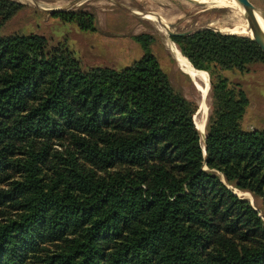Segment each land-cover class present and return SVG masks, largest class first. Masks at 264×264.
Segmentation results:
<instances>
[{
  "label": "trees",
  "instance_id": "16d2710c",
  "mask_svg": "<svg viewBox=\"0 0 264 264\" xmlns=\"http://www.w3.org/2000/svg\"><path fill=\"white\" fill-rule=\"evenodd\" d=\"M20 8L0 0V26ZM54 14L94 29L88 13ZM222 32L169 37L209 79L202 143L151 35L132 36L131 64L83 69L40 34L0 33V264H264V222L233 193L264 210V129L240 126L245 92L211 71L264 53Z\"/></svg>",
  "mask_w": 264,
  "mask_h": 264
},
{
  "label": "rangeland",
  "instance_id": "374dc122",
  "mask_svg": "<svg viewBox=\"0 0 264 264\" xmlns=\"http://www.w3.org/2000/svg\"><path fill=\"white\" fill-rule=\"evenodd\" d=\"M17 1L22 4V8L0 26V33L40 34L46 38L48 48L59 47L68 51L83 69L91 66H109L115 69L125 67L143 54L132 36L139 33L151 35L153 40L150 51L166 73L171 87L184 99L192 102L196 106L195 109L199 107L201 100L198 84L169 51L166 38L168 41L170 38L161 30L162 24L166 25L163 28L165 32H192L208 27L250 36V30L239 10L231 7H212L192 0ZM249 1L258 11L264 12V0ZM59 10L90 14L94 29H80L74 21L60 19L54 14ZM211 71L214 77H225L230 83H237L245 92L248 104L240 126L248 130L264 129V63H253L243 72L219 70L216 66H213ZM204 79L209 82V79ZM205 105L206 123L213 106L209 89ZM197 111L192 118L194 123L202 117L200 107ZM242 191L244 190L233 189L234 194L246 199L256 209L264 222L260 199L248 191V194Z\"/></svg>",
  "mask_w": 264,
  "mask_h": 264
},
{
  "label": "bare ground",
  "instance_id": "6f19581e",
  "mask_svg": "<svg viewBox=\"0 0 264 264\" xmlns=\"http://www.w3.org/2000/svg\"><path fill=\"white\" fill-rule=\"evenodd\" d=\"M192 1L196 2V3H202V4H205L208 6H212V7H231V8H235V9L239 10L240 12H242V8L239 6V4L236 2V0H192ZM254 16H255V20L259 26V29L264 34V19H263L262 15L260 14L259 11L255 10ZM165 26H163V24L161 26V30L164 33H166L163 29V28H165ZM169 41L166 38V46L168 47L169 51L173 55L176 62L179 63L180 66L184 69V71L187 74H189L191 76V78L198 84L197 85L198 90H199L200 95H201L199 107H200V111L202 112V115H201L202 117H201V119L195 121V125H196V128L202 137L203 132H204V121H205V114H206V105H205V100H204L203 96H204L205 91L207 89V82L205 81L203 76L197 71L198 69H195L191 65V63L183 57V55L181 54L179 49L176 46H174V44L171 42V40H169Z\"/></svg>",
  "mask_w": 264,
  "mask_h": 264
},
{
  "label": "water",
  "instance_id": "95a60500",
  "mask_svg": "<svg viewBox=\"0 0 264 264\" xmlns=\"http://www.w3.org/2000/svg\"><path fill=\"white\" fill-rule=\"evenodd\" d=\"M236 2L242 8V15L245 19V23H246L248 29L250 30V36H248V37L251 40H253L254 43L257 45V47L264 53V34L259 29V26H258V24L255 20V16H254V11L257 9L253 6V4L249 0H236ZM260 14L262 15V17L264 19V12H260ZM206 28H208V27H206ZM209 29H211V28H209ZM212 30L218 31L222 34L231 35V34L222 32L218 29H212ZM187 33H189V32H170V31L166 30V35L168 37H170L171 35H179V34H187ZM232 34H234V33H232ZM208 89H209V83H207V89H206L205 94L203 96L204 100H205V97L207 95ZM198 108L199 107H197V109H195L194 114L192 115V118L197 113ZM204 123H205V121H204ZM199 136H200L202 142H204V139H205L204 132H203L202 137H201L200 133H199ZM203 151H204V146H203Z\"/></svg>",
  "mask_w": 264,
  "mask_h": 264
}]
</instances>
